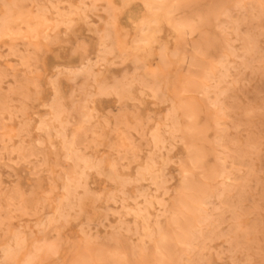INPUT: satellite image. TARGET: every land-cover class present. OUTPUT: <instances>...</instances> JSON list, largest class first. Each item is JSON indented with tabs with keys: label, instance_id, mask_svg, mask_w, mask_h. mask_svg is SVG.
Here are the masks:
<instances>
[{
	"label": "rangeland",
	"instance_id": "1",
	"mask_svg": "<svg viewBox=\"0 0 264 264\" xmlns=\"http://www.w3.org/2000/svg\"><path fill=\"white\" fill-rule=\"evenodd\" d=\"M151 1L0 0V264H264V0Z\"/></svg>",
	"mask_w": 264,
	"mask_h": 264
},
{
	"label": "bare ground",
	"instance_id": "2",
	"mask_svg": "<svg viewBox=\"0 0 264 264\" xmlns=\"http://www.w3.org/2000/svg\"><path fill=\"white\" fill-rule=\"evenodd\" d=\"M141 3H143L144 4V6H145V8H146V10H147V12L149 13L150 12V14H151V11L153 10V8H152V1L151 0H142V2ZM144 6H143V8H144ZM172 9V8H171ZM171 9L169 10V12L167 13V14H170V11H171ZM145 10V9H144ZM145 10V11H146ZM170 15H165V17H166V19L169 17ZM14 17V16H13ZM164 17V16H163ZM162 17V18H163ZM156 21H157V17H156ZM185 25H188V24H185ZM153 26V24L152 23H149V22H145V23H143L142 24V29L143 30H146V31H148V30H151V27ZM189 26V25H188ZM187 26V27H188ZM183 28H184V26H182ZM140 28V29H141ZM182 28V29H183ZM141 29V30H142ZM152 29H154V28H152ZM182 29H181V31H182ZM185 29V28H184ZM175 30H176V28H175ZM138 31V30H137ZM153 31V30H152ZM155 31V30H154ZM177 31V30H176ZM9 32V31H8ZM11 32V31H10ZM9 32V33H10ZM179 32V31H178ZM183 32V31H182ZM19 33V32H18ZM137 39V38H136ZM145 43L148 41V38L146 39V37L144 38V40H143ZM7 48V47H6ZM12 49V48H11ZM22 55V54H21ZM146 75V74H145ZM156 80V79H155ZM166 86V85H165ZM167 89V88H166ZM51 108V107H50ZM48 132V131H47ZM60 135V134H59ZM185 180V179H184ZM141 256V255H140ZM251 262V261H250ZM255 262V261H254Z\"/></svg>",
	"mask_w": 264,
	"mask_h": 264
}]
</instances>
